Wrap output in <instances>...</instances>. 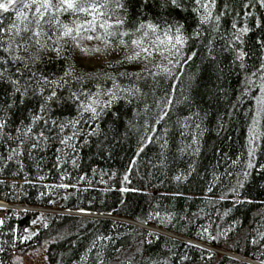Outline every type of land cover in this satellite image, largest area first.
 I'll use <instances>...</instances> for the list:
<instances>
[{"label": "trees", "instance_id": "1", "mask_svg": "<svg viewBox=\"0 0 264 264\" xmlns=\"http://www.w3.org/2000/svg\"><path fill=\"white\" fill-rule=\"evenodd\" d=\"M80 3L0 9V264H264V0Z\"/></svg>", "mask_w": 264, "mask_h": 264}, {"label": "rangeland", "instance_id": "2", "mask_svg": "<svg viewBox=\"0 0 264 264\" xmlns=\"http://www.w3.org/2000/svg\"><path fill=\"white\" fill-rule=\"evenodd\" d=\"M37 1H38L37 6H39L43 2V0H37ZM52 2H53V4H55L56 0H52ZM79 26H80V28H78ZM79 26L77 25V26L73 27L74 33L76 35H78L80 33L81 25H79ZM82 37H83V35L80 36L79 38H77V42H79ZM84 40H87L86 35H84V37H83V41ZM83 41L81 42L82 43V49L83 48H86V50L89 49L91 47V42L88 40L85 42H83ZM107 58H108V56H101L100 53L95 52L93 54H88V53L85 54L82 60L87 62V63H90V64H96V63H99V62L106 60ZM262 105H263V97H262V95H258V97L256 99V103H255L252 122H251V125L249 128L250 148L252 146V141L254 139V136L257 132L258 121H259V116H260ZM5 205L6 206L0 208V221L2 220V217L4 215L5 210L8 208H14L16 210H24V208L25 209H35V210H38L40 212L49 211V209H45V208H34V207H28V206L24 207L23 205H10L7 203ZM50 210L60 211L57 209H50ZM43 223H44V217L40 215V216H38L37 220H35V222L31 228L37 229ZM12 264H47L46 254H45V246L37 247V248H34V249L27 251L25 254H21V255L18 254L16 256H14Z\"/></svg>", "mask_w": 264, "mask_h": 264}, {"label": "snow or ice", "instance_id": "3", "mask_svg": "<svg viewBox=\"0 0 264 264\" xmlns=\"http://www.w3.org/2000/svg\"><path fill=\"white\" fill-rule=\"evenodd\" d=\"M11 3H14V0H8V3H0V9H3L5 11L8 10V7H9V4ZM36 3V0H33V4ZM171 3L173 5L176 4V0H171ZM29 5H24V7H28ZM55 7L56 11H68V10H71L73 12H76V11H79V12H85V13H88V14H99L101 16L104 15V13L102 12H99L98 9L99 8H103L105 7V5L103 4H100V5H97L95 3L93 4H90V5H83L80 3V0H57V5H53V2L52 0H43V2L38 6L36 7V12L38 14H40V18L42 19L43 18V13H41V9L44 10V12H47L50 8H53ZM101 27H104V25H101ZM151 27V26H149ZM72 31V29L68 28L66 29V33H70ZM171 39V37L169 38ZM176 40L177 42H180V37L177 36L176 37ZM53 95H55V93H53ZM93 111H95L93 109Z\"/></svg>", "mask_w": 264, "mask_h": 264}, {"label": "bare ground", "instance_id": "4", "mask_svg": "<svg viewBox=\"0 0 264 264\" xmlns=\"http://www.w3.org/2000/svg\"><path fill=\"white\" fill-rule=\"evenodd\" d=\"M4 206H6V205H5V202L0 200V208H2V207H4Z\"/></svg>", "mask_w": 264, "mask_h": 264}, {"label": "water", "instance_id": "5", "mask_svg": "<svg viewBox=\"0 0 264 264\" xmlns=\"http://www.w3.org/2000/svg\"><path fill=\"white\" fill-rule=\"evenodd\" d=\"M5 204H6V202H5ZM194 243H196V244H198V245H201V246H203V244H201V243H197V242H194Z\"/></svg>", "mask_w": 264, "mask_h": 264}]
</instances>
